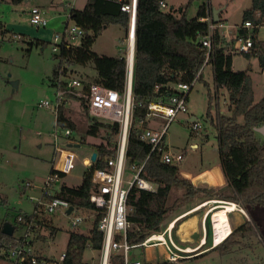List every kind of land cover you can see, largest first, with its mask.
Segmentation results:
<instances>
[{
	"label": "trees",
	"instance_id": "16d2710c",
	"mask_svg": "<svg viewBox=\"0 0 264 264\" xmlns=\"http://www.w3.org/2000/svg\"><path fill=\"white\" fill-rule=\"evenodd\" d=\"M128 1L87 0L83 9H70L69 20L81 27L85 35L78 47L71 43L60 45L58 55L60 63L55 68L52 78L55 85L59 77L67 76L69 73L63 64L87 66L93 63L97 72L93 83L125 94L127 78L125 55L100 56L93 52L92 47L96 38L110 25H120L125 32L128 31L129 16L121 11L122 4ZM161 1L164 0H139L138 6L132 88L135 107L127 147V165L136 164L138 167L144 165L142 176L155 183L158 188L156 192L133 188L129 194L128 220L132 228L128 240L134 244L143 242L153 233L161 232L168 215L176 207L185 205L199 195L214 196V190L195 188L190 180L181 175L178 165L164 163L157 151L149 155L150 146L141 140L142 130L146 128L148 102L168 97L170 85L192 84L200 72L195 84L203 82L207 88L209 98L207 118L217 129L220 167L226 186L231 192L222 199L235 202L246 211L249 207L264 206V136L256 131L257 128L264 127V97L256 102L253 81L249 75L250 68L245 71L241 83H237L233 72V54L229 49L231 42H226L218 28L214 31L210 56L206 58L207 49L203 46L202 39L208 35V24L201 19L213 14L210 4L203 3L197 14L193 18H188L184 8H181L182 11L174 8L163 11ZM263 16L264 0H252V6L243 13L241 24L242 26L245 22H252L255 26L250 34L253 48L245 56L248 59L256 57L262 71L264 41H259L257 34L260 28L264 27ZM8 33L10 30L0 21V36ZM239 34L248 37L249 33L239 29ZM40 42L30 41L29 44L31 47L44 45ZM206 66H210L213 71V94L209 84L203 79ZM157 87L160 88L159 92H156ZM193 88L194 86L191 90ZM222 91L232 93L228 104V110L232 113L230 118L220 114L219 101ZM214 102L219 111L216 120L211 112ZM82 107L89 116L87 103L82 101ZM241 118L243 123L239 122ZM92 121L87 134L103 138L100 135V129H103L107 142L95 146L97 158L91 169L84 174L82 184L78 187L63 184L57 195L72 206L87 210L93 209L90 203V195L94 191L92 172L107 167L108 159L116 152V141L112 142V138L118 136L120 130L118 123L104 124L94 119ZM56 126L75 130V125L65 117L63 107L59 109ZM173 188L182 189L183 193L171 204L168 198ZM24 215L28 217L27 214ZM17 220L18 217L16 224L13 225L15 231L16 228H20ZM39 223L42 227L51 226L44 216L40 218ZM96 228L97 220L88 234L70 232L64 264H83V256L87 249L101 248L102 235ZM49 229L55 235L56 230ZM253 232L252 222L246 221L224 242L211 250H220L223 255L227 254L238 244L240 238ZM14 234L11 237L7 236L2 233V226L0 227V249L5 244L15 241ZM11 264L32 263L26 260L11 261Z\"/></svg>",
	"mask_w": 264,
	"mask_h": 264
},
{
	"label": "rangeland",
	"instance_id": "374dc122",
	"mask_svg": "<svg viewBox=\"0 0 264 264\" xmlns=\"http://www.w3.org/2000/svg\"><path fill=\"white\" fill-rule=\"evenodd\" d=\"M86 1L69 0L71 4L68 5V3H60L59 0H0V21L10 30V33L0 36V224L9 222L15 225L19 215H28L34 211L36 202L41 198L42 187L53 170L57 158L54 148L56 133L61 138L59 143L62 147H67L70 143L79 145V147H72L77 154L75 169L59 181L57 191L63 184L72 187L80 186L84 174L89 170V167L84 164L85 159H91L96 145L107 142L103 129H100V135L103 138L87 134L93 118L85 114L80 99L70 98L62 106L65 117L75 125L74 134L70 138L64 135V128L56 126L57 114L43 107L45 101H55L56 86L52 78L60 59L59 52L53 51L54 36L56 33L64 32L70 9H83ZM189 1L166 0L165 3L168 9L184 8L188 18H193L203 3L210 4L212 9L224 8L223 23L226 30L233 32L232 35H228L231 42L229 49H232L236 33L242 24L243 13L252 6V0H191L190 4ZM35 6L42 8L49 17L46 28L31 25L29 12ZM69 24L73 25L71 20ZM127 32L120 25L108 26L96 38L92 47L93 52L109 57L125 54ZM257 38L259 41H264V27L260 28ZM30 41H42L40 43L44 45L31 47ZM71 44L78 47L81 39L76 38ZM63 67L69 70L67 77L78 78L86 83H93L94 76L97 74L93 63L87 66L63 64ZM248 68H250L249 75L253 80L256 97L260 99L264 97V72L259 67L257 58L248 59L245 54L234 52L235 76L244 73ZM203 79L209 84L213 94L214 79L210 66L207 67ZM62 80H65L64 76ZM224 94H226L225 98ZM228 97L226 91L221 92L220 114L222 111L229 112ZM208 102L207 88L203 82H197L189 94L188 104L189 113L193 114L201 125L200 131L195 133L188 128V123L185 121L187 115L184 114H179L166 131L165 142L169 151L184 155L183 161L178 164L179 169L190 172L192 175L205 168L220 165L218 133L216 127L207 118ZM211 112L216 120L219 111L215 102ZM239 122L243 123V119H239ZM165 123L164 119L152 116L147 118L145 126L161 130ZM117 140L118 136L112 138V142ZM193 144H197L198 147H192ZM126 176L128 180H132L133 173L130 168H127ZM202 178L194 179V182ZM208 178L210 182L219 180L214 173L208 175ZM27 183L33 187H26ZM182 193V189L173 188L168 198L171 204L181 197ZM219 196L223 198L226 194ZM190 204L182 208L176 207L168 215L164 227L171 222L172 217L192 206V203ZM216 205L220 204L215 203L214 206ZM225 205L227 210L223 207L212 210L217 244L219 242L221 244L231 234L228 213L235 211V205ZM247 214L249 217L247 221L252 222L254 232L240 238L231 252L224 255L220 250L207 252L187 260L186 264H264V206L249 207ZM43 216L57 231L53 239L45 243L38 242L37 248L48 259L59 260L66 251L69 234L72 231L70 220L63 208L54 214ZM234 216L237 224L242 225L246 222L241 213H235ZM220 218L223 221L220 220L216 224ZM92 226V221L84 222L78 232L88 234ZM14 235L16 237L22 235V230L16 228ZM7 251L5 248V252ZM164 255L162 248H149L140 256V259L153 262L161 260ZM93 260H97V253L87 249L83 256V264H91ZM0 264H11V260L2 252V249H0Z\"/></svg>",
	"mask_w": 264,
	"mask_h": 264
},
{
	"label": "built area",
	"instance_id": "2783aa9c",
	"mask_svg": "<svg viewBox=\"0 0 264 264\" xmlns=\"http://www.w3.org/2000/svg\"><path fill=\"white\" fill-rule=\"evenodd\" d=\"M68 1L59 0L60 3H68L70 5L71 3ZM138 6L139 0H129L121 6V11L127 13L129 16V27L126 38L127 51L125 53L127 69L125 94H120L114 89L97 83H86L74 77L64 76L65 80H62L61 76L55 85V101H45L43 103V107L51 109L58 115L60 107L70 98L80 99L87 103L89 116L93 119L104 124L118 123L120 125L115 155L108 159L106 168L95 169L92 172L91 180L94 185V191L90 195V203L93 205V209H80L57 197L60 192V190L57 191L58 183L62 181V176H68L74 171L77 154L70 147L71 143L67 147H62L59 143L61 138L56 133L54 136V148L57 158L53 166V171L42 187L41 198L35 204L34 213L33 215H28V217H25L24 214L18 216L17 222L22 230V235L15 236L16 239L14 242H9L2 248V251L8 256L9 260L15 262H24L27 260L32 264H64L65 253L60 256L59 260H47L40 257L33 247L34 240L39 236V232L43 228L39 223L40 218L43 215L46 216V214H54L62 208L70 220L71 232H78L82 223L87 221H92L94 226L97 220L96 229L102 235V243L99 250L90 248L93 252L97 253V260H93L91 264H186L187 260L202 255L210 249L204 248L205 240H202L195 248H183L179 246L174 234L175 220L169 222L161 232L149 235L141 243L134 244L128 240V234L132 228V224L128 220V200L131 190L138 188L148 192L157 191V185L142 176L144 165L140 167L136 164L132 166L127 165V147L135 107L132 88ZM160 6L163 11H169L165 1H161ZM29 15L31 25L37 28H46L48 26L49 17L39 6L31 8ZM262 19L264 23V16ZM201 21L208 24V35L202 39V44L207 49L206 58L208 59L212 50L214 31L219 27V24L213 22V15H208L206 18H202ZM72 24L70 25L68 20L64 32L62 34H55L53 51L59 52L61 44L71 43L76 38L82 39L84 37V30L73 22ZM254 28L255 26L252 22H245L239 27V29H244L249 34L248 37L240 36L238 30L231 49L232 54L234 52L239 54H248L251 52L253 40L250 34ZM225 37L223 36L224 39ZM200 73L197 78L200 76ZM196 79L192 84L178 83L170 85L168 88V91H170L168 97L158 98L148 102L147 118L152 116L160 117L166 123L161 130L148 127L144 128L141 133V140L150 146L149 155L157 151L161 155L164 163L178 165L184 159L182 153H172L169 151L165 142V136L169 124L179 114L188 113V94L195 85ZM159 91L160 88L157 87L156 92ZM187 123L188 128L192 132L198 133L200 131L201 125L198 121H187ZM73 134L72 129H65L64 135L67 138L72 137ZM84 164L91 169L93 162L89 158L85 159ZM127 168H130L133 173L132 180L127 179ZM26 187L30 188L33 186L27 183ZM233 203L228 204L235 205L234 212L244 213L243 208L239 204ZM70 207H73V210L68 214ZM218 207L225 208L226 205L223 204ZM213 208L215 209L217 207L213 204L210 211ZM1 226L3 225L0 224ZM212 230L213 243L211 247L217 246L220 243L217 244L215 242L216 230L214 225ZM5 248H7V252H5ZM149 248H162L165 252L164 258L157 261L154 260L153 262L142 261L140 256Z\"/></svg>",
	"mask_w": 264,
	"mask_h": 264
},
{
	"label": "crops",
	"instance_id": "0c3cea01",
	"mask_svg": "<svg viewBox=\"0 0 264 264\" xmlns=\"http://www.w3.org/2000/svg\"><path fill=\"white\" fill-rule=\"evenodd\" d=\"M164 1L166 2V0H164ZM180 11H182L181 8H180ZM222 12H224V8H221V12L219 14L220 22H219L218 29H219L222 36H226L225 38H226L227 42H230L228 35H232L233 32L226 30V26L223 23V18H222L223 13ZM6 28H7V26H6ZM237 34H238V32L236 33V35ZM233 37H234V35H233ZM121 55H125V54H121ZM207 67L208 66H206L204 69V74L207 70ZM233 72H234V70H233ZM244 73H242V74L239 73L236 76L237 77L236 78L237 83L238 82L241 83V80L243 78ZM234 74H235V72H234ZM96 77H97V74L94 76V79ZM191 91L189 92V94L191 93ZM189 94H188V101H189ZM225 95L226 94H224V96H223L224 98H225ZM231 95H232V93H228V96H229L228 101H229ZM254 96H255L256 102H258L259 100H261L263 98V97H261L260 99H257L255 90H254ZM188 109H189V104H188ZM184 115H187V117L185 118L186 122L187 121H197L195 116L193 114L189 113V110H188V113L184 114ZM191 146L192 147H195V146L198 147L197 144H193ZM212 173H214L215 176L217 178H219V180H217L216 182H210L208 180L209 179L208 175H210ZM181 175L183 177L187 178L188 180H190L195 188L205 189V190H209V191L214 190V196L204 197L202 195H199L195 199H193L192 201L185 204V205H187V204L192 203V206H190L188 209L186 208V210H184V211L180 212L179 214L175 215L174 217H172L171 222L175 220L174 221V223H175V225H174L175 240L179 244V246H181L183 248H195L202 240H205L204 248H210L207 252H213L215 250H211V249L216 248L218 245L211 247V245L213 243V230H212V227H213L212 214H213V212L211 214L210 208L215 203H218L220 205L233 203L232 201L223 200L219 196V195H225V194L230 195L231 194L230 189L226 186V180H225L224 175L222 173V169L219 165V166H215V167L205 168L195 175H192L190 172H187V171H181ZM199 177H203V178L201 180H196V182H194V179H197ZM157 188H158V186H157ZM182 192H183V190H182ZM233 204H235V203H233ZM183 206L184 205H181V206H179V208L180 207L182 208ZM217 208H221V207H217ZM217 208H215V209H217ZM195 209H197V210L194 211ZM243 211H244V213H241V212H239V213H241V215L244 217V219H246V221L249 220L247 211L244 208H243ZM33 213H34V211L28 215H33ZM235 213H238V212L237 211L233 212V213L231 212L228 215V219H229V223H230V227H231V234L237 227L241 226V225L236 223V219L234 216ZM205 219H206V221H205ZM204 222H205V227H204ZM49 228H53L56 230V228H54L53 226H50L47 228L43 227L42 231L39 232L40 237L38 236L33 242V247H34L35 252L40 257L45 258L47 260H50V259H48V257H45L40 253V249L37 248V247H39V246H37V243L38 242L45 243L48 240L53 239L55 237L56 233H55V235H53L52 231ZM19 229L21 230V228H19ZM187 230H189V231H187ZM42 236H45V238L43 239ZM206 253H204V254H206ZM204 254H202V255H204Z\"/></svg>",
	"mask_w": 264,
	"mask_h": 264
},
{
	"label": "water",
	"instance_id": "95a60500",
	"mask_svg": "<svg viewBox=\"0 0 264 264\" xmlns=\"http://www.w3.org/2000/svg\"><path fill=\"white\" fill-rule=\"evenodd\" d=\"M212 12H213V22L215 24H219V22H220L219 14L221 12V9L213 8ZM15 85H16V83H15ZM221 115L225 116V117H228V118L232 117V113L231 112L226 113V112L222 111ZM256 131L258 133L262 134V136H264V127L257 128ZM70 147H79V145L70 144ZM96 158H97V153L94 152L92 154L91 161L94 163ZM72 210H73V207H70V209L68 210V214H70L72 212ZM14 231H15V227L13 226V224H11L9 222H5L3 224V226H2V233L3 234L11 237V236H13Z\"/></svg>",
	"mask_w": 264,
	"mask_h": 264
},
{
	"label": "bare ground",
	"instance_id": "6f19581e",
	"mask_svg": "<svg viewBox=\"0 0 264 264\" xmlns=\"http://www.w3.org/2000/svg\"><path fill=\"white\" fill-rule=\"evenodd\" d=\"M216 207H218V206H216ZM212 210H214V208L212 209ZM212 212V211H211ZM231 213V212H230ZM213 215V214H212ZM213 217V216H212ZM220 220H222L223 221V219L222 218H220L219 220H217L216 221V224L218 223V221H220ZM217 229V228H216Z\"/></svg>",
	"mask_w": 264,
	"mask_h": 264
},
{
	"label": "clouds",
	"instance_id": "9594fccd",
	"mask_svg": "<svg viewBox=\"0 0 264 264\" xmlns=\"http://www.w3.org/2000/svg\"><path fill=\"white\" fill-rule=\"evenodd\" d=\"M216 206H219V205H216Z\"/></svg>",
	"mask_w": 264,
	"mask_h": 264
}]
</instances>
